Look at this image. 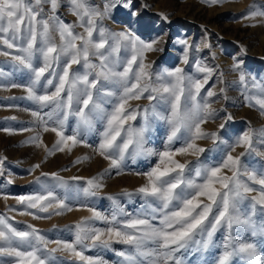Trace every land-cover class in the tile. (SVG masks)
<instances>
[{
    "label": "snow or ice",
    "instance_id": "snow-or-ice-1",
    "mask_svg": "<svg viewBox=\"0 0 264 264\" xmlns=\"http://www.w3.org/2000/svg\"><path fill=\"white\" fill-rule=\"evenodd\" d=\"M64 2L0 0V57L5 58L0 61V78L20 74L26 80L7 85L9 89L22 88L26 95L20 99L35 105L25 109L34 117V128L21 131H35L26 143L43 146L47 156L70 152L78 145L92 147L95 154L109 161V167L87 179L41 172L33 181L38 190L15 197L21 207L9 211L51 219L73 211L72 201L98 197L105 187L104 178L113 171L124 174L126 161L156 157V163L145 172L134 173L144 178L140 187L119 194L129 202L139 197L136 208L125 210L117 196L109 195L113 205L109 215L88 207L90 216L65 226L72 233L71 240L49 239L34 225L18 227L11 222L14 216L0 214V264H67L68 260L71 264H108L100 256L85 255L90 249L115 251L120 257L118 264H187L188 254H203L217 247L214 237L221 229L219 253L211 264H236L237 260L240 264H264V165L250 168L243 159L264 157V130L257 136L248 128L234 140L228 134L227 126L234 117L226 109L221 110V116L213 108L218 93L209 85L214 76V83L222 84L223 73L195 59L191 73L183 67L154 69L147 53L164 50L157 47L161 37L144 40L132 31H112L103 24L114 7L130 8L131 0H107L103 10L90 0H66L77 17L75 23H65L56 15ZM210 2L215 5L218 0ZM250 15L264 16V12ZM178 43L183 45L184 64L190 63V50L201 49L187 39ZM2 65H7V70ZM242 65L237 59L232 71L238 73L235 83L245 105L264 111V82L246 74ZM219 95L227 99L224 88ZM142 99L148 103H133ZM217 119L223 121L218 126L223 135L203 127ZM157 123L166 136L162 151L146 146ZM47 132L56 136L51 148L43 144L41 133ZM91 133L99 138L94 147L87 143ZM198 141H211L212 146L203 147ZM177 143L180 146L174 147ZM223 145L226 149L216 159L209 155ZM237 148L243 151L233 155ZM177 156L196 159L181 162ZM5 160L0 158V176L4 175ZM40 167L36 164L29 171ZM257 191L258 195H249ZM244 201L249 207L241 211ZM257 214L262 217L259 221ZM236 229L239 231L234 234ZM245 233L258 239L251 241ZM114 244L125 247L116 251Z\"/></svg>",
    "mask_w": 264,
    "mask_h": 264
},
{
    "label": "rangeland",
    "instance_id": "rangeland-1",
    "mask_svg": "<svg viewBox=\"0 0 264 264\" xmlns=\"http://www.w3.org/2000/svg\"><path fill=\"white\" fill-rule=\"evenodd\" d=\"M107 0H90V3L103 10ZM47 10V6L45 8ZM252 12H264V0H224L217 4H212L210 0H131V7L126 8L121 5L114 7L109 16L104 19L103 24L112 31L128 30L140 36L141 39L151 40L157 37L162 38V42L157 47L163 48L162 52L147 53L148 62H154L153 68L183 67L185 72L191 73L194 69L192 60H202L205 64L217 69L218 73H223V83H214L216 76L209 81L218 93L215 99L218 101L213 104V108L220 112L226 109L234 119L228 124V134L235 139V136L248 128H251L258 136L264 130V111L258 106L248 107L245 105L241 95L240 86L235 83L238 80V73L232 71V66L237 59L243 61V70L246 74L254 76L257 80L264 82V16L257 15L252 17ZM135 13V14H133ZM249 13L247 18L244 14ZM56 15L65 23H75L77 17L69 11L65 0L58 9ZM167 16V20L163 19ZM81 29H77L80 31ZM181 39H187L190 44L201 45L200 51H189L190 63H183V45L178 43ZM203 44H210L211 47H203ZM5 58L0 57V61ZM8 68L7 65H2ZM11 83L24 84L25 78L20 74L0 78V158H6L3 168L4 175L0 176V214L14 216L11 221L18 227L25 224H32L40 229L49 239L71 240L72 233L65 230L66 225H74L88 217L91 213L88 207L95 208L102 213L109 215L112 211V202L107 196H117L125 206V210H133L140 204L139 197L129 202L126 197L119 194L127 189L133 191L140 187L145 181L143 176L135 175L136 172H145L156 163V157L147 159L138 158L135 163L126 161L124 174L117 175L115 171L110 176L104 178L105 187L98 197L88 198L81 202L72 201L73 211L66 212L60 216H53L51 219H34L32 216H21L19 212H10L9 209L21 206L17 204L15 197L31 194L38 190V185L33 183L41 172H60L64 177L81 176L91 178L103 173L109 167V161L104 160L95 154L92 147L78 145L72 151L57 152L53 156H47L43 146L36 147L26 143L30 137L35 135V131H21V129L34 128V117L30 111L33 109L30 101L20 99L26 95L22 88H7ZM221 88L225 89L227 99L219 95ZM134 104H147V100L134 101ZM15 117V119H12ZM223 121L217 119L209 121L203 127L207 131H218L219 124ZM72 121H69L71 127ZM99 127V126H98ZM154 131L150 133L147 147L158 151L164 149L165 131L159 123L153 125ZM4 129H10L5 131ZM39 131V129H36ZM221 135L224 130H219ZM43 144L51 148L56 141L55 133H41ZM98 136L91 133L87 137V143L95 146ZM227 139V138H226ZM232 140H228L231 143ZM203 147H211V141H198ZM179 143L174 147H179ZM226 145L221 146L217 153L209 154L214 159L221 155ZM243 151L237 148L233 155ZM264 151V148H261ZM88 157V159H85ZM181 162L188 160L194 161L193 156H177ZM200 159H204L202 155ZM244 162L250 168H260L264 165V157L258 155L246 156ZM82 161L77 163V161ZM36 164L41 167L34 172L29 170ZM65 169H67L65 171ZM231 175V173H227ZM12 183H8L9 180ZM78 183L83 184L84 181ZM259 189V186L252 185ZM259 191L250 193V196L258 195ZM5 196L8 198L5 199ZM83 203L85 207H80ZM249 202L244 201L241 211L247 210ZM35 211V210H33ZM259 221L262 217L257 214ZM54 225L56 226L54 228ZM97 226L103 227L102 222H97ZM239 229L234 230V234ZM224 229H221L214 240L217 247L210 248L207 252L192 253L186 257L187 264H211V261L219 253L218 244ZM245 238L255 241L258 237H250L245 233ZM51 244L50 247H55ZM125 246L114 244L113 248L118 251ZM88 256H100L108 264H118L120 257L115 251L107 249H90L85 251ZM67 264H71L68 260ZM236 264H240L237 260Z\"/></svg>",
    "mask_w": 264,
    "mask_h": 264
}]
</instances>
